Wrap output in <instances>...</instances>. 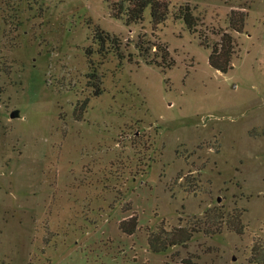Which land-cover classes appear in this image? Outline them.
<instances>
[{"label": "rangeland", "instance_id": "374dc122", "mask_svg": "<svg viewBox=\"0 0 264 264\" xmlns=\"http://www.w3.org/2000/svg\"><path fill=\"white\" fill-rule=\"evenodd\" d=\"M125 1L0 0V264H253L264 0H160L169 12L155 28L150 7L137 24L114 19ZM185 5L190 30L176 19ZM232 11L247 14L240 34ZM223 32L236 43L224 74L208 64ZM206 214L219 233L201 226L151 251ZM237 217L241 236L227 224Z\"/></svg>", "mask_w": 264, "mask_h": 264}, {"label": "trees", "instance_id": "16d2710c", "mask_svg": "<svg viewBox=\"0 0 264 264\" xmlns=\"http://www.w3.org/2000/svg\"><path fill=\"white\" fill-rule=\"evenodd\" d=\"M126 6L120 8V12L112 15L114 19H119L124 17L125 24L128 26L130 24H137L143 21V12L147 7H150V23L153 28L162 25L168 15V3L160 0H126ZM247 14L243 11H232L229 15V27L233 32L238 34L242 33L244 29L245 19ZM177 20H182L188 30L196 26V19L191 13L188 5L179 8ZM141 39H138V43L135 48L141 52L143 45ZM155 51L161 53V59L163 60L168 56L167 48L160 45H153ZM236 43L232 36L223 32L220 35L219 42L211 47V52L208 58L209 66L220 73H227L231 67L232 57L235 54ZM210 218V219H209ZM221 219V217H219ZM132 224L131 228L128 229L124 225L127 222H123L121 227L126 232L127 235H131L135 230V221H128ZM219 222V221H218ZM198 226L192 227L191 230L178 228L172 230L166 239L155 241V237L149 242V247L151 251L155 254L164 253L166 249L170 246H184L189 242L196 232H200L201 226L202 231L205 234H216L222 229L221 223L214 225L213 217L211 214L204 216L203 221H197ZM229 228L237 235H242L244 228L240 223V218H236V224L230 223ZM130 224V225H131ZM200 227V229H199ZM250 262L253 264H264V240L257 241L250 250Z\"/></svg>", "mask_w": 264, "mask_h": 264}, {"label": "water", "instance_id": "95a60500", "mask_svg": "<svg viewBox=\"0 0 264 264\" xmlns=\"http://www.w3.org/2000/svg\"><path fill=\"white\" fill-rule=\"evenodd\" d=\"M18 117V111H13L11 114H10V118H16Z\"/></svg>", "mask_w": 264, "mask_h": 264}]
</instances>
